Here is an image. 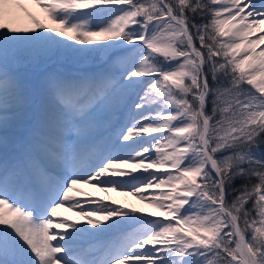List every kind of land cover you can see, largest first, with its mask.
Instances as JSON below:
<instances>
[{
  "label": "snow or ice",
  "instance_id": "snow-or-ice-1",
  "mask_svg": "<svg viewBox=\"0 0 264 264\" xmlns=\"http://www.w3.org/2000/svg\"><path fill=\"white\" fill-rule=\"evenodd\" d=\"M30 2L55 26L0 0V264H264V0Z\"/></svg>",
  "mask_w": 264,
  "mask_h": 264
},
{
  "label": "bare ground",
  "instance_id": "bare-ground-1",
  "mask_svg": "<svg viewBox=\"0 0 264 264\" xmlns=\"http://www.w3.org/2000/svg\"><path fill=\"white\" fill-rule=\"evenodd\" d=\"M30 11L34 12L39 18H41L45 23H48L52 26H55L52 21L47 20L45 14L43 13L42 9L33 5L30 0H25ZM17 15L20 17L21 23L27 24L28 26L31 25V21L27 18L26 14L22 11L17 9ZM261 28H264V25H261ZM159 135V134H156ZM139 174V171L138 173ZM85 192H89L94 196L104 198L106 201L115 200L119 204L131 205L137 208H143L146 212L154 211L147 202L140 201L137 196L132 195L130 190H116V191H108L103 192L99 188H92L88 185H81ZM61 214L65 217H69L72 220H81L82 218L78 215V210H69L68 208H61L59 209Z\"/></svg>",
  "mask_w": 264,
  "mask_h": 264
}]
</instances>
